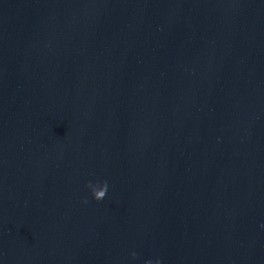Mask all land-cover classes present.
Returning a JSON list of instances; mask_svg holds the SVG:
<instances>
[{"label":"water","instance_id":"water-1","mask_svg":"<svg viewBox=\"0 0 264 264\" xmlns=\"http://www.w3.org/2000/svg\"><path fill=\"white\" fill-rule=\"evenodd\" d=\"M157 259L264 264V0H0V264Z\"/></svg>","mask_w":264,"mask_h":264},{"label":"clouds","instance_id":"clouds-1","mask_svg":"<svg viewBox=\"0 0 264 264\" xmlns=\"http://www.w3.org/2000/svg\"><path fill=\"white\" fill-rule=\"evenodd\" d=\"M96 185L97 184L89 183L87 185V187L91 191L92 199L97 201V202H99V201L104 199V197H105V195L107 193V190H108V184H107V181L99 183L100 189L98 191L96 190ZM84 203H87V200H85ZM131 255H132V258L136 257V253L135 252H133ZM145 264H153V261L148 260V261L145 262ZM155 264H160V261L157 259L155 261Z\"/></svg>","mask_w":264,"mask_h":264}]
</instances>
